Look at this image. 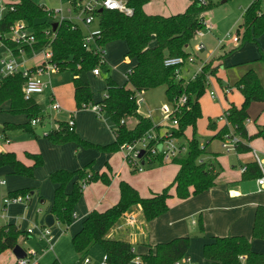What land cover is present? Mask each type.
<instances>
[{
	"label": "trees",
	"instance_id": "16d2710c",
	"mask_svg": "<svg viewBox=\"0 0 264 264\" xmlns=\"http://www.w3.org/2000/svg\"><path fill=\"white\" fill-rule=\"evenodd\" d=\"M125 1L133 9L130 16L115 9L95 10L96 23L100 29V35L96 38L99 51L82 46L83 30L80 27L71 29L69 20L58 23L56 28L52 29L53 21L48 17L46 8L32 0H9L7 3L9 9L0 18V42L14 49L15 43L8 38L9 27L14 22L23 20L36 37L33 48L49 47L52 54L51 62L58 70H71L73 98L77 109H82L83 105L94 104L90 87L81 78L80 73L103 66V47L108 42L125 41L127 45L125 56L135 58V64L126 73L125 83L118 85L107 76L104 91L107 96L95 102L101 106V112L105 113L113 123L114 141L106 145L90 143L78 136L74 129H70L67 122H60L56 129L46 133V137L54 144L72 141L84 148H95L102 152L119 151L122 144L139 139L153 127L149 117L138 114L139 94L147 89L164 85L169 101L177 99L182 94L186 95V103L176 113L178 126L173 131V135L185 137L187 127L192 128V135L186 138V150L171 160L178 165L172 182L160 192L142 197L133 186L121 180L118 201L103 211L91 210L83 220L80 230L71 238L73 249L79 257L85 255L94 245H100L108 264H128L135 257L145 264H171L185 255L189 246L187 236L156 243L154 251L136 254L130 243L107 238L106 232L134 205L140 206L146 220H152L168 210L167 200L172 196L171 189L178 198L184 199L207 190L215 183L220 166L201 159L205 154V146L199 144L195 135V126L201 116L199 99L207 84V77L215 73L217 66L213 65V61L204 63L200 72L184 82L183 78L176 77L173 66H165L163 63L168 57L185 58L189 55L188 47L191 46L194 32L204 27L202 14L211 8V3L209 1L201 5L198 0H190V4L182 13L163 16L146 14L142 7L147 0ZM71 6L77 10L80 5L77 0H71ZM46 30L51 31V35L45 34ZM240 30V44L245 41H255L256 37L263 33L264 0H253L245 8L236 29L238 34ZM152 39L154 44L151 45ZM25 51L29 52L30 49L26 48ZM14 52L17 53L16 50ZM24 79L21 72L0 78V106L5 101H9V112L24 113L29 119H35L40 114V109L34 100L23 98ZM235 86L240 90L243 101L239 106L230 103L224 110L226 123L220 127L215 138L222 139L228 132L229 126H232L241 138L235 150L242 153L250 151V147L243 141L264 136L260 129L254 135L248 136L245 127L250 102L264 103V86L251 69L236 81ZM128 116H137L132 128L124 124V118ZM8 126L13 127L12 124ZM20 127L28 128V125L24 124ZM27 155L33 160L32 165L23 164L13 152L0 153V165H9L14 174L32 176L34 168L42 165L43 159L40 154ZM152 162L162 163V159L160 156H155L142 164ZM259 175L257 164L254 160H249L241 173V178L248 180ZM48 178L57 184L49 211L60 224L65 226L72 221L73 208L82 194L84 183L97 180H101L104 184L110 182L107 171H95L92 162L74 171L54 170ZM69 182H72V188L70 192H66L65 188ZM29 191V188H23L11 192L9 196L25 194ZM22 233L24 231L13 223L0 225V253L12 249ZM251 238L264 239V204L257 205L255 209ZM202 253L206 260L214 263L264 264V252L254 251L251 239L242 235L217 236L213 241L203 245ZM240 255L245 256L242 263L239 260Z\"/></svg>",
	"mask_w": 264,
	"mask_h": 264
},
{
	"label": "crops",
	"instance_id": "0c3cea01",
	"mask_svg": "<svg viewBox=\"0 0 264 264\" xmlns=\"http://www.w3.org/2000/svg\"><path fill=\"white\" fill-rule=\"evenodd\" d=\"M77 1L80 4L83 0ZM252 1L253 0L246 1L243 6L247 5L243 8V11ZM48 2L49 0H39L35 3L44 8L62 7L64 13H66L71 7V0H60L59 6L54 7H48ZM222 2H225V0ZM2 3L7 6L9 0H2ZM189 4L190 0H147L142 8L146 14L169 16L182 13ZM241 15L240 21L237 22L238 25L241 22ZM203 19L205 20L204 17ZM80 27L83 30V33H85L86 29L84 30L82 26ZM237 36L238 41L234 42L235 44L232 47L220 48L216 54H213L212 50L206 55V57L201 56L199 60H201V62L205 61L204 63L213 61V65L217 66L214 74L219 75L221 71L226 72L227 67L235 65L234 63H243L241 66H236L233 70L232 86L230 85L229 80L222 85L220 77L217 78L223 89H229V93L231 92L230 94L228 93L230 97L234 91H237L236 98L231 97L233 100L231 103L239 106L243 101V96L240 90L235 86V83L246 71L250 69L253 70L257 74L261 84L264 86V31L261 35L256 37L255 41H245L242 44H240V35L237 34ZM122 41L115 40L108 42L106 45ZM152 44H154L153 39L151 40V45ZM214 49L216 50L217 48L214 47ZM124 50L126 52V48H124ZM245 50L248 52H244ZM189 51L190 53L194 52V56L197 57L196 52L198 51L194 50V46L190 48ZM241 52L248 55L242 58L237 57L236 55ZM110 55V63H104L100 68V73L102 68H106L108 73L110 72V77L118 85H122V81L126 80L127 71L135 64V58H128L124 55L121 61H117L115 58L116 56H114L111 51ZM108 65L112 66V70L109 69ZM222 66L224 68L223 70L220 69ZM33 67L35 66H23V68ZM261 67H263V71H261ZM116 70H121L122 77L120 79L117 78ZM100 73L98 75H100ZM91 74L93 73L91 72ZM192 76L193 75L190 77ZM58 79L60 80L61 77H58ZM45 91L49 94L51 108V103L53 100H56L53 88L51 89L49 86L46 87L43 92L34 94L31 99L34 100L39 107L35 96L42 94ZM227 92L224 91L223 94L226 95ZM101 99L102 97L99 96L94 98L92 94L93 103L99 102ZM250 104L259 106L258 109L264 107V103L258 101H252ZM61 109L62 108L60 107L58 110H52L59 111ZM0 112L17 117L1 116L0 120H2V126L0 127V134H4L5 139L8 137L4 132L8 129H17L23 132V134L19 135L16 140H4L5 142L0 144V153L13 152L16 158L25 165L33 164V160L27 155L28 153L40 154L43 159L42 165L34 168L32 176L14 174L9 165H0V180L4 181V183H0V187H5V190H7L5 196L1 197V212L5 211L6 216L1 215L0 213V225L8 223L16 225L20 230L24 231V233L19 236V238L24 236L22 241L30 238L32 235L25 233L26 230L24 229L29 228L28 224L25 222L24 225V222H20V220L23 219L15 217V214H17L16 211L21 206L23 207V205H30L34 200L45 205L46 213H50L49 210L57 184L51 182L48 176L54 170L66 169L74 171L82 168L87 163L92 162L95 171L100 172L105 170L110 176L109 184H104L101 180H97L88 183L82 189V194L73 208L72 221L68 226L64 225V232L70 231V239L80 230L83 220L91 210L96 209L98 211H103L118 201L119 182L121 180H124L133 186L142 197H148L160 192L164 187L170 184L178 170V165L171 161H162V163L152 162L144 167L143 165L145 164H142V169L139 170L136 165H126L127 162L124 160L121 150L116 152H102L95 148H84L72 141L62 144H54L46 137V133L50 130L56 129L60 122H68L72 118L74 120L73 129L78 136L93 144H109L114 141V134L112 131L113 123L103 112L98 115L91 109L76 108L69 111V120H52L49 113L45 114L40 110V114L36 117L38 122L35 124H32V119H29L24 113L9 112V101H5L0 106ZM21 116H23V118ZM221 116L222 115H219L217 117L220 127L226 123ZM254 121V125L253 123H250L248 113V118L245 121L248 136L254 135L259 129L262 130L264 134V123H256ZM8 124H12L13 127L8 126ZM24 124H27L28 128L20 127V125ZM45 124H49L48 129H39L40 126ZM124 124L126 125V117L124 118ZM220 127L215 134L219 131ZM128 128H132V126ZM261 138L264 139V136L253 137L252 139L243 142L250 147V150L256 149L257 151H264L262 146L255 143ZM218 140L220 141V139ZM211 143V140H208L202 145L205 146V154L201 159L209 163L213 162L220 166L219 173L215 178V183L212 187L184 199L178 198L174 193V190L171 189L172 196L167 200L168 210L152 220H146L140 206L134 205L108 229L106 237L126 241L132 245L136 254H146L149 251H154V245L156 243L167 242L179 236H187L189 238V246L185 255L195 264H214L211 260H206L203 257L202 249L205 243L213 241L217 236H245L251 239V245L254 251L264 252V244H262V246L258 244L260 241V243H264V239L251 238L255 209L257 205L264 204V191L258 190L255 178L248 180L241 178L242 168L245 167L249 160H253V158L252 156H249L248 153L244 154V152L239 153L236 150H230L237 156V163L226 157V155L230 154V151H225L222 146V149L211 148ZM241 155L244 156L241 157ZM242 160L243 163L241 162ZM251 180L254 182V185L249 184ZM45 187H47L46 191ZM23 188L30 189L28 193L30 194L31 199L28 203H9L8 205H4L3 199L5 197L9 196L11 192ZM71 188L72 182H69L65 188L66 192H70ZM127 216H132L134 221L129 223L126 218ZM55 222L58 221L54 217V223ZM41 223L45 224L44 221ZM52 231L53 230H51V232ZM61 233L62 229L52 232L55 237L54 241L61 235ZM4 252L12 254V258L9 260L8 264H16V262H14L16 258L14 257L12 250L8 249ZM4 252L0 253V264H4ZM75 254L77 255L76 252ZM102 254H104V251ZM85 258L88 257H84V259ZM88 263H90V258H88L87 262L83 260V264ZM34 264H38V261L36 260ZM128 264L145 263L141 262L140 259H133Z\"/></svg>",
	"mask_w": 264,
	"mask_h": 264
},
{
	"label": "rangeland",
	"instance_id": "374dc122",
	"mask_svg": "<svg viewBox=\"0 0 264 264\" xmlns=\"http://www.w3.org/2000/svg\"><path fill=\"white\" fill-rule=\"evenodd\" d=\"M35 2H38L39 0H34ZM66 1V0H64ZM211 2V8L205 12H203L202 16L205 18V21L209 26H211V30L205 31L203 38L194 37L191 41V46L188 47V49L192 48L195 44H197L199 41H203L205 44V48H203L201 51L196 52L197 57L194 56V52L189 53V55L185 58L184 63L180 66V74L183 78V81L186 82L187 80L191 79V75L199 69L202 63L199 58L206 57L207 54H209L210 51L213 50V54H216L220 48H230L235 43L230 39L226 38L227 33H231V35H234L237 33L236 28L238 26L237 22L240 21V15L243 11V6L246 1L249 0H225V2H222L223 0H210ZM251 1V0H250ZM60 0H49L48 7L52 6H59ZM249 3V2H248ZM57 8V7H55ZM6 12L4 6L1 4L0 6V15H4ZM66 14V13H64ZM85 30V26L82 24L80 25ZM92 29L97 28V23L94 22L91 25ZM86 31V30H85ZM241 33V30L239 31V35ZM238 34V33H237ZM223 43H219V40L223 39ZM122 41V40H121ZM217 48L216 50L214 49ZM127 50V45L125 41L122 42H115L111 43L109 45H105L103 47V58L104 63H110V51L113 53L117 61H121L123 59V56L125 55V50ZM244 52H248L245 50ZM8 54L6 52L5 46L3 44H0V60L5 57V55ZM246 53H238L236 55L239 58H242L244 56H247ZM191 58V60L189 59ZM204 59V58H203ZM262 60V59H258ZM15 61L20 66V70H23L24 67L28 66H40L45 61V56L42 52H29V53H23L21 55L15 56ZM257 61V60H254ZM195 62V63H192ZM201 63V64H200ZM233 66L227 67V71H221L219 74L209 75L207 77V84L205 85L204 92L202 96L199 99L200 102V108H201V116L198 118L195 126V135L198 139V142L200 145L205 144L208 140H211V148L215 149H222L221 143L222 141H228V140H237L240 139L239 134L234 131V128L232 126H229L228 132L225 133L220 138H215V132L220 127L219 121L217 117L219 115L223 114L224 109H226L230 103L233 101L231 97L236 98L237 91H234L231 97L229 96V91L224 95L225 88L223 89L221 84L224 85V83H227L229 80L230 85L232 86V77H233V70L236 66H241L243 63H239ZM23 65V66H21ZM48 70L46 71V74H44L43 78L49 81V88H53V92L55 94V100L59 103L60 107L62 108L59 111H54L50 108V101H49V94L47 91H45L42 94L36 95L35 99L37 103L39 104L40 110L45 114H50V118L58 119V120H69L70 113L69 111H72L76 109V104L73 99V89H72V72L70 69H62V70H55L52 65L48 64ZM109 69L112 70V66L108 65ZM133 66V65H132ZM191 66V67H190ZM1 63H0V78L5 75L1 72ZM190 67V68H189ZM189 68V69H188ZM223 70V66L220 68ZM117 71V78L120 79L122 76L121 70ZM188 71V72H187ZM261 71H263V67H261ZM80 76L83 80H85L93 94V97H103L104 91H105V78L107 76H110V72L102 68L100 75L94 76L91 74V71H82L80 73ZM58 77H61L59 80ZM193 77V76H192ZM218 77L221 79V84L218 81ZM189 78V79H188ZM126 81V80H125ZM125 81H122V84L125 83ZM121 83V81L119 80ZM213 91L215 93V98H212L210 95V92ZM229 93V94H228ZM137 104H138V114L143 117H149L152 123L156 126H159L157 129H155V135L159 139H161L166 132L170 131L172 123L170 121H167L164 119V106H167L168 108L172 107V102L167 99V96L165 94V86L160 85L154 88L147 89L146 91H143L141 95H138L137 97ZM259 106L250 104L248 108L249 113V121L250 123L256 122V123H264V107H261L258 109ZM2 115L9 116V117H15L12 115H7L5 113L0 112V118ZM23 118V116H21ZM137 121V116H128L126 117V125L128 127H133ZM254 125V123H253ZM2 126V120H0V127ZM49 124H45L43 126H40L39 129H48ZM7 135V139L16 140L17 137L21 134H23L22 131L17 129H8L4 132ZM152 131L149 130L148 134L152 136ZM192 135V128L187 127L185 130V137H177L176 143L177 144H183L186 145V137L190 138ZM4 138V134H0V144L4 143L5 141H8ZM220 139V141L218 140ZM5 140V141H4ZM259 146H262L264 148V139L261 138L257 142H255ZM162 143H159L157 145V151L160 152L162 149ZM230 151V150H229ZM227 151V152H229ZM260 151V150H258ZM123 153V150H121ZM248 153L249 156L251 155V150L248 152H244V154ZM261 156H264V151L259 152ZM123 156V155H122ZM244 155H241L243 157ZM228 159H232L238 163L236 160L237 156L234 152L230 151L229 155H226ZM243 163V160L241 161ZM122 164V163H121ZM128 166L129 164L127 162ZM148 164L145 163L144 166H147ZM118 169V168H117ZM250 185H254V182L251 180L249 182ZM47 187H45L46 191ZM7 190H5V187H0V213L1 215L6 216V212H1V197L5 196ZM17 214H15V217H19L20 222H24L25 225L28 224V227H34L35 224L43 225L41 222L44 221V216L47 214L45 210V205L34 201L30 205L21 206L16 211ZM5 220V219H2ZM25 228L24 230H26ZM61 235L52 243L51 246L48 245L46 240L42 238L41 236L37 234H33L30 238L23 240L24 236H21L18 239V243L26 253H31L33 255L29 264H34V262L37 260L38 264H52L53 262H56L57 264H83L84 257L90 258V263L88 264H101L103 261L105 254H102L103 249L100 245H94L87 254H85L82 258H79L74 250L71 243V239L69 236V232H64L65 226L60 224L59 222H55L52 226H50V230H53L56 232L57 230H61ZM52 231V232H53ZM54 235V234H53ZM255 241V240H254ZM259 242V241H258ZM261 242V241H260ZM258 243L260 246L264 243ZM257 247V246H255ZM11 250V249H10ZM6 251V250H5ZM4 252V251H3ZM2 253V252H1ZM3 261L4 264H8L9 260L12 258L11 253H3ZM16 262V259L14 260ZM210 264V263H209Z\"/></svg>",
	"mask_w": 264,
	"mask_h": 264
},
{
	"label": "built area",
	"instance_id": "2783aa9c",
	"mask_svg": "<svg viewBox=\"0 0 264 264\" xmlns=\"http://www.w3.org/2000/svg\"><path fill=\"white\" fill-rule=\"evenodd\" d=\"M198 2L201 5H205L209 2V0H198ZM1 4L4 6L5 10L9 9L5 4L2 3V0H0V6ZM79 8L75 10L72 6L70 9L66 11L67 14H64V10L62 7L57 8H46L48 17H50V20L53 22L60 23L64 20H69L71 22V29H76L80 27L82 24L86 28V32L83 35V43L82 46L87 49H94L95 51H99L100 47L96 44V38L100 35V29H92L91 25L96 22V16L94 14L95 10L98 8H107V9H115L119 12L130 16L133 13V9L127 5L125 0H83L79 4ZM11 9V8H10ZM3 16V15H2ZM0 15V18L2 17ZM81 28V27H80ZM91 28V29H90ZM211 29V26L207 24V22L204 20V27L201 29H197L194 32V37H203L204 32ZM45 34H50L51 31L46 30ZM8 38L11 42L15 43L14 49L11 47H8L4 44L6 52L8 54L5 55L3 59L0 60L1 63V72L5 75L12 74L16 72H21L22 76L25 78L24 83L22 85V95L25 100H30L34 94H38L44 91L46 87L49 86V81L43 78L44 74H46V71L48 70V64L52 65V67L58 71L57 66L51 62V51L49 50V47H43L39 49H34L33 44L36 42V37L33 34L32 30L28 28L23 20H18L14 22L10 27L8 31ZM226 38H230L233 42L238 41L237 33L234 35H231V33L226 34ZM224 38L219 40V43H223ZM1 44H3L1 42ZM26 48H29V52H42L45 56V61L40 66H35L33 68H24L23 70H20L19 64L15 61V55L17 54H23L26 53ZM203 48H205V44L203 41H199L197 44L194 45L195 51H200ZM17 51L15 53L14 51ZM186 58V57H185ZM185 58H182L180 56L178 57H168L164 59V65L165 66H173L174 67V73L176 77H182L180 74V66L184 63ZM191 60V58L189 57ZM203 65V64H202ZM193 74V77L200 72L201 67ZM91 72L94 75H98L100 73V68L95 67L91 70ZM3 75V76H5ZM191 77V78H193ZM229 89H225L227 92ZM141 95V94H139ZM210 95L212 98H215V93L213 91L210 92ZM104 97L107 95L104 93ZM187 101L186 95L182 94L177 99L171 101L172 107L168 108L167 106H164V119L167 121H170L172 123L170 131L166 132V134L159 139L157 135H155V129H157L159 126H156L153 124V127L149 130H151L152 136L150 134L146 135L148 131L139 139L130 142V143H124L121 145L120 150H123V156L124 160L126 162L130 163L131 165L138 166V169H142V163L145 161H149L152 157L160 156L163 162L171 161L173 158L177 157L180 153L184 152L186 150V146L183 144H177L176 139L177 137L173 135V131L178 126V119L176 116V113L180 110V107L184 105ZM51 108L54 110H58L60 108V105L57 101H54L51 103ZM82 108L84 109H91L92 111L96 112L98 115L101 113V106L99 104H88L83 105ZM225 113L223 112L222 118L226 121ZM38 122V119H32L31 123L35 124ZM70 129H73L74 126V120L71 118L67 122ZM240 141V139H237L235 141L228 140V141H222L221 146L225 151L229 150H235L236 144ZM159 143H162V149L160 152L157 151V145ZM141 151H143L142 154ZM251 155L255 163L257 164L260 175L255 178L256 184L258 186L259 191H264V156H261L260 153L256 149H251ZM245 169V167L242 168V171ZM0 183H4L3 180H0ZM88 183L83 184V188ZM31 199V196L29 193L25 194H17L15 196H7L3 199L4 205H8L9 203H28ZM127 221L129 223H132L134 221L132 216H127ZM26 233L29 235L37 234L44 238L49 246L52 245L54 241V235L52 234L50 227L46 224L38 225L35 224L34 227H29L26 229ZM33 255L31 253H26L25 257L16 259V264H29L30 259ZM134 259L139 260L138 257H135ZM240 262H244L245 256L240 255L239 256ZM85 262L88 261V258L84 259ZM101 264H108L106 261V257H104ZM171 264H195L189 257L186 255L182 256L181 258H178L174 260ZM214 264H221V263H214Z\"/></svg>",
	"mask_w": 264,
	"mask_h": 264
},
{
	"label": "water",
	"instance_id": "95a60500",
	"mask_svg": "<svg viewBox=\"0 0 264 264\" xmlns=\"http://www.w3.org/2000/svg\"><path fill=\"white\" fill-rule=\"evenodd\" d=\"M99 10H102V8H100ZM56 26H57V22H53L52 23V29H55ZM142 153H143V151H141L140 154H142ZM44 222L49 227L54 224V217H53L52 213H47L44 216ZM11 250H12V253L16 259L23 258L26 255L25 250L19 244H16Z\"/></svg>",
	"mask_w": 264,
	"mask_h": 264
}]
</instances>
